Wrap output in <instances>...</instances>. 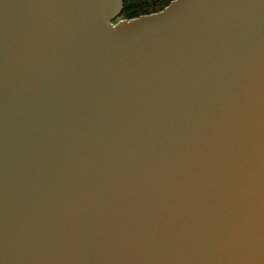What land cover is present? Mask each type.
Wrapping results in <instances>:
<instances>
[{
  "label": "water",
  "instance_id": "obj_1",
  "mask_svg": "<svg viewBox=\"0 0 264 264\" xmlns=\"http://www.w3.org/2000/svg\"><path fill=\"white\" fill-rule=\"evenodd\" d=\"M0 0V264H264V0Z\"/></svg>",
  "mask_w": 264,
  "mask_h": 264
},
{
  "label": "trees",
  "instance_id": "obj_2",
  "mask_svg": "<svg viewBox=\"0 0 264 264\" xmlns=\"http://www.w3.org/2000/svg\"><path fill=\"white\" fill-rule=\"evenodd\" d=\"M173 0H121L120 16L132 19L144 15H152L164 10Z\"/></svg>",
  "mask_w": 264,
  "mask_h": 264
},
{
  "label": "rangeland",
  "instance_id": "obj_3",
  "mask_svg": "<svg viewBox=\"0 0 264 264\" xmlns=\"http://www.w3.org/2000/svg\"><path fill=\"white\" fill-rule=\"evenodd\" d=\"M120 19H122V17H121V16H119V17L116 19V21H115V22H118Z\"/></svg>",
  "mask_w": 264,
  "mask_h": 264
},
{
  "label": "built area",
  "instance_id": "obj_4",
  "mask_svg": "<svg viewBox=\"0 0 264 264\" xmlns=\"http://www.w3.org/2000/svg\"><path fill=\"white\" fill-rule=\"evenodd\" d=\"M122 19H126V18H122ZM122 19H120V20H122ZM115 21H116V20H115ZM115 21H114V23H116Z\"/></svg>",
  "mask_w": 264,
  "mask_h": 264
}]
</instances>
